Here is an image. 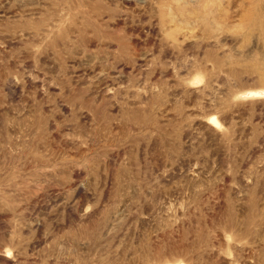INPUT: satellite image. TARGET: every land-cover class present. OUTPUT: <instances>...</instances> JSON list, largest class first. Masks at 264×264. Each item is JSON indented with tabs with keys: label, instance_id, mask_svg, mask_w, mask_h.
I'll return each mask as SVG.
<instances>
[{
	"label": "rangeland",
	"instance_id": "rangeland-1",
	"mask_svg": "<svg viewBox=\"0 0 264 264\" xmlns=\"http://www.w3.org/2000/svg\"><path fill=\"white\" fill-rule=\"evenodd\" d=\"M0 264H264V0H0Z\"/></svg>",
	"mask_w": 264,
	"mask_h": 264
}]
</instances>
